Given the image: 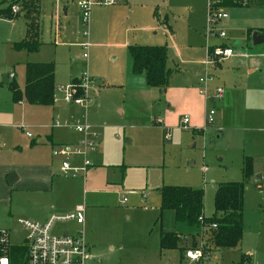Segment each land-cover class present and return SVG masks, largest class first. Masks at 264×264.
<instances>
[{
    "label": "rangeland",
    "instance_id": "374dc122",
    "mask_svg": "<svg viewBox=\"0 0 264 264\" xmlns=\"http://www.w3.org/2000/svg\"><path fill=\"white\" fill-rule=\"evenodd\" d=\"M1 2L6 7L12 0ZM93 3L90 19L84 23L76 0H40L41 45L33 51L14 46L21 40L26 22L20 7L15 5L18 12L11 17H0V105L15 103L8 88L10 81L21 91L20 103L28 105L23 90L25 66L31 62H53L58 84L85 71L90 77L88 97L93 101L97 92L101 95L102 115L94 117L89 114V106L85 112L81 106L62 102L61 93L55 91L60 99L56 104L65 109L68 122H98L107 127L104 141L97 148L99 163L92 160L94 154H89L91 166L86 172L74 178L58 172L56 189L34 199L39 210H49L57 217L72 213L77 206L84 208L82 225L62 221L51 233L79 236L88 248L89 264H179L180 249L200 246L205 239L199 229L176 223L171 211H163L158 219V189H203V213L209 217L213 213V186L243 182L240 244L233 250L211 249L198 264H237L241 255L248 264H264V44L252 46L248 40L253 28H264V7L250 0L247 6L220 8L226 19L212 24L214 33L208 36L210 0H117L111 6L95 0ZM156 14L168 28L156 21ZM145 16L149 18L145 20ZM152 18L154 34L151 32L149 41H141V45L167 47L173 78L181 75L182 81L195 82L203 92L199 79L211 77L206 84V99L214 98L217 88L222 89L221 99H215L214 107L209 108L214 116L206 123L203 135H192L179 126L167 139L150 117L147 96L144 102L138 101L141 96H135L137 102H124L126 91L119 81L126 51L118 45L127 30L130 37L145 40V33L130 30L150 24ZM219 32L225 37L219 38ZM216 46L231 48L233 56L204 66L208 47ZM110 53H117L118 58L110 59ZM254 62L261 64V72L250 73ZM109 80L115 82L110 87L105 85ZM18 124L24 128L19 131L24 139L25 134L37 139L39 132L28 121ZM217 131L222 133L215 134ZM246 158L252 173L243 180ZM91 169L100 176L107 173L110 181L87 187L85 176ZM256 175L261 178L257 182ZM95 199L97 203H93ZM12 207L19 208L22 215L12 213L4 228L10 241L19 243L25 231L17 223L31 220V194L14 197ZM161 231L178 235L176 249L159 250Z\"/></svg>",
    "mask_w": 264,
    "mask_h": 264
},
{
    "label": "crops",
    "instance_id": "0c3cea01",
    "mask_svg": "<svg viewBox=\"0 0 264 264\" xmlns=\"http://www.w3.org/2000/svg\"><path fill=\"white\" fill-rule=\"evenodd\" d=\"M77 1L78 0H76V3ZM256 2L258 6L264 7V3L261 4L263 0H256ZM1 4L2 2L0 3V10L5 8ZM150 5L152 6V4ZM39 9L40 0L37 10L38 18L40 19L41 31V18ZM148 18V16H145V20ZM155 18L156 21L157 19L160 20L157 14ZM25 30L26 22L24 30L20 35V39L24 37ZM139 30L142 33H145V40H138V38H136L135 36L130 37V33L127 30L124 40L118 45V47L124 48L126 51V57L124 59L125 63H122V68L120 67L121 78L119 81L122 89L126 91V93L124 94V102H137L135 101V96H141V99L138 101L144 102L143 97L147 96V103L150 105L151 109L150 117L155 119L156 122L154 123L161 127L163 137L165 135L170 136V134L174 132V130H177L181 125L180 121L184 117L188 118V132H191L192 135H203L207 129L205 117L209 111V108L214 107L216 100H214L212 97L206 99V96L198 89V86L195 82H193V84H191L190 82L186 83L185 81H182V79H180L181 75H177L178 77L174 79V70L168 65V55L166 66L171 71V76L169 78L167 88L162 92L158 89L147 88L143 76L131 75L129 73L127 47L145 46L141 45L143 44V42L141 41L148 42L149 40L147 39L151 35V32L153 33V31H155V28L153 27V18L151 19L150 24H147L142 28H132V30L130 31L132 33H136ZM253 32L264 33V28H253L248 36L249 42H251V35ZM108 57L112 60H115L118 58V54L110 53L108 54ZM260 66V63L254 62L253 66H251L252 70H250V73H254L257 70L261 72L263 69ZM81 73L76 75L72 74L65 83L58 84L56 81L55 68V87L60 85H70L76 82ZM113 83L115 82L109 80V82H107V84L105 85H108L110 87V85H112ZM89 94L90 92L88 91V96ZM99 95L100 92H97V96H93V101L89 98V103L87 105V107L89 106V114L94 117H100L102 115V106L99 101L101 95ZM155 99L157 100L155 101ZM57 100L60 99L55 96L54 92L53 104L51 106L29 104L25 106V103L23 105L20 102L14 104L9 102L7 104L0 105V229H5L4 227L7 217H12L13 215L19 214L22 215L19 208L13 209L12 207V201L14 197L17 196L26 197L31 194L30 221L45 223L50 217L53 216L49 210L45 212L39 210L37 208L36 201L34 200L38 197V194H50L53 189H56L55 180H60V176L57 173L61 172L60 168L63 159L61 157H54L52 155V149L59 145H76L81 139V135L75 132L72 128H69V130L66 129L67 127H52V124L55 120L58 119L67 121V118L69 117L64 112L65 109L61 107V104H56ZM87 107L82 108L85 111ZM103 113L106 114L107 110H105ZM121 113H124V109L121 110ZM25 121H28V123H30L31 125V128H34L37 132H39V134L37 135V139H33L32 137L29 138L27 134H25L26 139L22 137L23 135L19 131L22 132L24 128L22 126L18 127V123L21 124ZM87 125L89 126L90 132H93L96 135V150L95 152L91 153L94 154L92 156V160L99 163L98 161L100 160V155L98 154L99 152L97 148L102 143V139L104 141V132L107 126L99 124L98 122H91V124ZM220 133L222 132L217 131L215 134ZM100 137H102L101 140ZM129 142L131 141L126 140V143ZM71 160L69 162L74 167L81 166L82 164V159L80 157H74ZM91 170L88 171L85 176V184L87 187L95 188L96 185H101L104 180L110 181L109 175L107 173L100 176V174H98L96 171H93V169ZM260 179V175L255 176L256 182ZM104 183L106 184L107 182ZM213 189L214 191L216 190V185L213 186ZM201 190L203 191V189ZM15 201H20V199L16 198ZM97 202L98 201L96 199L93 201V203ZM203 216L207 217L204 213Z\"/></svg>",
    "mask_w": 264,
    "mask_h": 264
},
{
    "label": "trees",
    "instance_id": "16d2710c",
    "mask_svg": "<svg viewBox=\"0 0 264 264\" xmlns=\"http://www.w3.org/2000/svg\"><path fill=\"white\" fill-rule=\"evenodd\" d=\"M264 3V0L261 4ZM19 6L26 17L24 37L14 44L16 48L27 51L36 50L40 46V19L38 18L39 0H12L4 9L0 10V17H11V7ZM225 6L241 7L234 0H221L218 8ZM18 12V11H17ZM16 12V13H17ZM15 13V14H16ZM158 20V19H157ZM168 28L165 20H158ZM211 47H208L210 49ZM129 73L144 77L147 88L164 91L167 88L171 71L166 66V46H129L127 47ZM54 64L28 63L25 66L24 96L27 104L51 106L54 97ZM8 88L12 93V100L19 103L21 91L13 81ZM243 180L251 175V162L244 159L242 167ZM160 194L159 216L163 211H171L176 223H184L189 227L201 231L205 239V251L211 249L233 250L238 247L243 234V182H225L216 185L213 196V213L209 217L203 216V191L189 187L163 186L158 189ZM202 219V223L199 221ZM215 225V228H211ZM179 237L176 233H159V250H173L177 248ZM196 245H193L195 247ZM185 248L180 249L182 261ZM210 250V251H209ZM244 255L240 256L237 264H248Z\"/></svg>",
    "mask_w": 264,
    "mask_h": 264
},
{
    "label": "built area",
    "instance_id": "2783aa9c",
    "mask_svg": "<svg viewBox=\"0 0 264 264\" xmlns=\"http://www.w3.org/2000/svg\"><path fill=\"white\" fill-rule=\"evenodd\" d=\"M97 4L111 6L117 4V0H95ZM240 6H247L250 0H234ZM221 0H210L209 15L207 19V35H213L212 24L218 23L226 19V14L222 13L218 8ZM93 0H78L77 7L84 23L90 19L91 7ZM18 11L16 6L11 7L12 14ZM83 34H86L84 31ZM223 32L218 33V37L223 38ZM233 50L229 47H211L207 50L204 66L213 65L233 56ZM83 59L86 55L83 54ZM206 73V72H205ZM211 81V77H203L199 79V83L204 85L203 94L206 92V84ZM90 83L89 75L83 71L76 82L70 85H60L55 87L62 95V101L69 105L86 107L89 103L88 88ZM222 89L217 88L214 94L215 99H221ZM214 115L213 110H209L205 122L210 123L211 117ZM182 128H187L188 118L184 117L180 121ZM52 127H69L81 135V139L76 145H59L52 149L54 157H61V173L65 176L74 178L81 172H86L91 163L87 159V155L96 150V135L90 132L89 126L76 120L74 123L68 121L55 120ZM30 137L29 134H27ZM169 139V136L166 135ZM71 157H80L82 164L80 167H74L69 162ZM125 200H122V204ZM62 221H72L76 225H82L84 221V209L78 206L70 214L64 216H52L45 223H37L30 220H18V225L25 231L24 238L19 243L10 241L9 231L0 229V264H89L91 258L88 248L79 236H71L67 233L54 235L52 229ZM202 223V219L199 218ZM215 228V225H211ZM203 241L200 246L187 248L183 252L180 264H198L203 258H207L209 252L205 251Z\"/></svg>",
    "mask_w": 264,
    "mask_h": 264
},
{
    "label": "water",
    "instance_id": "95a60500",
    "mask_svg": "<svg viewBox=\"0 0 264 264\" xmlns=\"http://www.w3.org/2000/svg\"><path fill=\"white\" fill-rule=\"evenodd\" d=\"M261 44H264V33L253 32L251 35V45L257 46Z\"/></svg>",
    "mask_w": 264,
    "mask_h": 264
}]
</instances>
